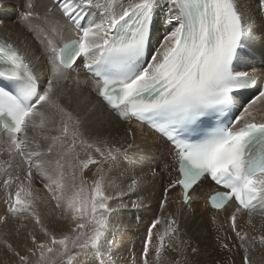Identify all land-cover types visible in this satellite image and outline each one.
<instances>
[{
    "label": "snow or ice",
    "instance_id": "6c2138e0",
    "mask_svg": "<svg viewBox=\"0 0 264 264\" xmlns=\"http://www.w3.org/2000/svg\"><path fill=\"white\" fill-rule=\"evenodd\" d=\"M255 4L264 15V0ZM25 7L20 19L42 47L46 75L41 80L27 52L0 39V82L11 85L0 86V226L15 225L17 237L14 246L11 232H0V249L17 264H87L81 257L89 256L112 264L103 258L126 227L119 216L142 205L145 178H112L121 159L132 163L127 137L135 133L129 127L116 143L80 111L103 106L170 145L162 215L147 227L139 264L183 253L176 219L163 215L175 189L185 205L203 196L218 212L231 208L234 238L226 235L221 247L231 251L227 240H238L241 264H253L256 246L264 248V223L258 230L251 219L264 217V80L236 70L253 39L240 0H48L42 12L26 0ZM158 13L171 30L154 45ZM53 213L60 228L46 222ZM245 215L258 235L240 227Z\"/></svg>",
    "mask_w": 264,
    "mask_h": 264
},
{
    "label": "bare ground",
    "instance_id": "6f19581e",
    "mask_svg": "<svg viewBox=\"0 0 264 264\" xmlns=\"http://www.w3.org/2000/svg\"><path fill=\"white\" fill-rule=\"evenodd\" d=\"M36 10L43 11L44 5L48 0H35ZM13 4V5H12ZM242 10L244 11L246 22L253 33V39L246 42V46L240 53V58L236 61L237 71H248L263 80L264 75V22L261 15L256 10L255 0H240ZM26 0L11 1L0 0V39L9 38L22 51H26L29 59L32 61L34 70L38 77L43 80L46 75L45 57L42 47L34 39L20 18L26 10ZM19 7L18 14L16 8ZM16 16H15V15ZM35 22V21H33ZM171 28L163 22V13H158L153 31V44L157 39H162L166 31ZM158 46V45H157ZM250 90H246L242 95L248 97ZM96 97H92L94 102ZM75 107V105H74ZM80 111L91 122L97 126L103 125L102 131L109 135L116 143H122L125 138L126 129L129 127L135 133L134 137H127L129 142L134 144L132 152V163L121 159L112 171V178L119 183L121 180L131 176H143L145 183L142 185L139 196L143 203L140 207L132 209L131 207L122 210L119 221L124 227L116 237V246L112 250L110 257H104L103 260H111L112 264H131L133 255L139 264V253L142 250L143 240L146 237L147 227L153 219L161 216L160 201L163 198L164 187L170 181L169 167L172 163L169 155V144L148 129L145 125L137 121L130 124L118 121L113 115L101 106L94 114L84 113L83 108ZM156 175H152V170ZM91 176V173H88ZM206 191V189H205ZM170 203L163 215L170 213L177 221L179 240L183 243V253L169 251L166 253L165 264H175L180 260L181 264H241L242 250L232 247L233 243L239 244L238 240L229 239V249L221 247V240L227 235L234 238V234L228 227L227 218L231 208L225 211L212 210L206 203V197H201L191 201L190 204H183L180 201L179 189L170 192ZM45 212L48 210L44 209ZM252 223L256 229H260L264 223V217L259 212L252 216ZM51 222L56 228L62 226V222L56 219L55 213L46 218V222ZM248 217L245 215L239 219V225L244 231L252 235H258L259 232H253L251 226L247 223ZM162 226H158L161 228ZM10 231V225L7 229L0 226V232ZM215 247L216 261L209 259L207 247ZM193 249H196L193 252ZM251 259L253 264L264 261V248L256 246L252 252ZM87 264H102V258L99 256L81 257ZM237 260V262H236ZM219 261V262H218ZM260 263V262H259Z\"/></svg>",
    "mask_w": 264,
    "mask_h": 264
},
{
    "label": "rangeland",
    "instance_id": "374dc122",
    "mask_svg": "<svg viewBox=\"0 0 264 264\" xmlns=\"http://www.w3.org/2000/svg\"><path fill=\"white\" fill-rule=\"evenodd\" d=\"M11 1L13 2V1H17V0H10V2ZM20 1L22 2V0H20ZM18 9H19V7L16 8V11H18L17 13L19 14L21 12V10L19 11ZM261 20L264 22V17H261ZM46 210H49V209H46ZM15 227H16L15 225H10L11 235L9 236V239L14 244V246L17 243V237L15 236ZM29 227H31V225H29ZM25 231L26 230L21 229V238L23 237V234ZM207 249L209 251V255H208L209 259L213 262H217L216 261V255H215V247L214 246H213V248L207 247ZM193 252H195V251H193ZM236 262H237V260H236ZM259 262L254 263V264H264V261H262V260ZM0 264H17V261H16V258L14 256H12L11 253L6 254L4 250L0 249Z\"/></svg>",
    "mask_w": 264,
    "mask_h": 264
}]
</instances>
